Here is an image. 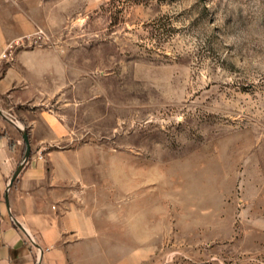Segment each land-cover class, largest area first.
Instances as JSON below:
<instances>
[{
  "label": "rangeland",
  "instance_id": "1",
  "mask_svg": "<svg viewBox=\"0 0 264 264\" xmlns=\"http://www.w3.org/2000/svg\"><path fill=\"white\" fill-rule=\"evenodd\" d=\"M46 1L64 143L134 169L162 228L137 264H264V0Z\"/></svg>",
  "mask_w": 264,
  "mask_h": 264
},
{
  "label": "crops",
  "instance_id": "2",
  "mask_svg": "<svg viewBox=\"0 0 264 264\" xmlns=\"http://www.w3.org/2000/svg\"><path fill=\"white\" fill-rule=\"evenodd\" d=\"M47 11L46 0H0V50L42 28ZM60 51L21 48L0 65V109L27 129L30 144L9 183L25 142L0 115V264H137L151 253V238L163 236L162 228L153 230L145 206L137 210L134 169L122 170L128 180L121 191L114 152L64 143L68 127L47 104L68 84Z\"/></svg>",
  "mask_w": 264,
  "mask_h": 264
},
{
  "label": "built area",
  "instance_id": "3",
  "mask_svg": "<svg viewBox=\"0 0 264 264\" xmlns=\"http://www.w3.org/2000/svg\"><path fill=\"white\" fill-rule=\"evenodd\" d=\"M47 39L46 31L39 27L31 34L17 36L8 40L0 50V65L12 62L17 50L30 46H44ZM38 157H42V155L39 153Z\"/></svg>",
  "mask_w": 264,
  "mask_h": 264
},
{
  "label": "water",
  "instance_id": "4",
  "mask_svg": "<svg viewBox=\"0 0 264 264\" xmlns=\"http://www.w3.org/2000/svg\"><path fill=\"white\" fill-rule=\"evenodd\" d=\"M0 115L5 117L8 121H10L12 124H14L20 130L22 138H23V140L25 142V150H24L23 160L19 163V165L15 169L14 173L12 174V177H11L10 182H9V183H11L13 181L15 175L19 172V170L23 166L24 161L28 158V156L30 154V144H29V138H28V131H27V129L25 127L21 126L18 122H16L15 120H13L9 116H7L1 109H0ZM20 227H21L22 230H24L26 232V230H25V228L23 226L20 225ZM31 240H32V238H31Z\"/></svg>",
  "mask_w": 264,
  "mask_h": 264
}]
</instances>
